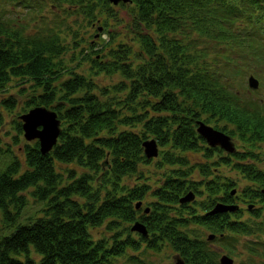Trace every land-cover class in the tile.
<instances>
[{
    "label": "trees",
    "instance_id": "1",
    "mask_svg": "<svg viewBox=\"0 0 264 264\" xmlns=\"http://www.w3.org/2000/svg\"><path fill=\"white\" fill-rule=\"evenodd\" d=\"M45 1L51 10L42 14ZM0 4V92L8 94L0 101V131L3 112H12L17 101L11 91L26 92L23 83L32 86L22 112L46 106L61 121V134L49 153H41L38 140L25 143L27 168L21 171L15 156L0 172V210L9 224H16L10 235L0 237V264H114L128 249H139L141 241L152 251L167 241L188 264H220L221 254L211 243L229 256L244 249L250 257L238 264H254L251 256L264 258V0ZM118 7L127 10L126 17ZM19 8L34 21L52 22L28 31L20 21L24 18L15 14ZM83 21L98 23L107 42L86 40V47L78 30ZM118 74L124 77L118 84L94 81ZM251 74L260 80L258 90L248 87ZM189 118L217 119L216 126L242 148L221 159L232 173H216L209 193H200L208 199L201 209L219 202L239 209L200 216L198 208L189 206L170 215L180 192L199 187L182 178H161L160 204L148 225L138 221L162 232L135 241L128 176L148 162L142 143L151 138L160 147L195 149L180 145L185 135L176 129ZM13 123L23 134L22 121ZM10 145L0 151L12 152ZM162 156L165 162L158 159L159 165L177 160L172 149ZM29 201L42 203L41 215L19 224ZM259 203L261 209L254 206ZM201 225L214 235L212 241ZM101 227L109 235L94 238L93 230ZM137 257L140 261L131 258L133 264H147Z\"/></svg>",
    "mask_w": 264,
    "mask_h": 264
},
{
    "label": "flooded vegetation",
    "instance_id": "2",
    "mask_svg": "<svg viewBox=\"0 0 264 264\" xmlns=\"http://www.w3.org/2000/svg\"><path fill=\"white\" fill-rule=\"evenodd\" d=\"M99 26L100 25L95 22L90 25V27H92V29L96 31V33L91 36L92 39L89 40L91 44L100 41L99 37L95 36L98 32L97 29L99 28ZM208 119L209 118H207V120L189 118L187 120L189 121V123L187 124L179 123L178 125H176V129L180 131L183 135H185L184 142L181 143L178 141L177 142L186 148L195 147V149L183 150L182 148H178V149L171 148V144L167 146L165 145L161 146L160 155H164L169 149H172L176 152L177 155L176 162L166 163V164H162L161 166H158L157 164H155L154 158H147L144 155L145 153L142 143L143 155L146 157V160H148V162L140 163L134 167L133 171L128 176V183H129V192L132 194L131 204H132L133 219H134L132 225L137 222L144 225L148 231V237H145L139 231L131 230L132 234H137L139 236V238H136V236L133 235L135 241L137 239L141 240V238H150V235L152 237V235L154 234L159 235L162 232V230L160 229L150 231V229L147 228L148 221L149 218L151 217L152 211H154V208L158 206V204H160L158 201L157 192L160 193L164 191L162 189V186H164L165 183L164 181L161 180V178L163 179L166 177H170L172 178L173 181H178V182L182 178L187 180V182L192 183V184H188V186L199 187V189H196L195 191H187L186 193L180 192L178 197V203L176 205H171V208H169L171 209L170 215H179L182 213V210L185 207H189V206H195L196 208H198L200 216L208 215L207 213L213 209V207L205 210L201 209L202 204L206 205L208 203L207 197L202 194L209 193L207 190V186L209 185V183H212V180H215L216 173L228 174V172H230L229 165L223 164V162H221V159L228 158L230 154L227 153L224 149H222V147L219 145L216 146L211 145L209 141L206 139V137H204L199 133L200 123H204V125L207 127H210L214 130H218L227 134L225 131H223L222 129L216 126L215 121H217V119L212 118L210 119L211 122L208 121ZM148 139L151 138H147L145 140ZM234 142L236 146H238V143L235 141V139ZM158 158L159 157H157V159ZM154 187H156L155 190H152V188ZM189 192L195 195L194 200L190 202L182 203L180 201L181 198ZM254 206L257 207L258 209H261L260 203ZM261 213L264 214V208L261 209ZM138 219L143 220L147 225L144 222L141 223L140 220L138 221ZM205 227L206 225H201L199 228H201L202 234H206V233L209 234L210 232L206 230ZM143 242L146 243V241H141L140 242L141 246ZM163 246L171 247L170 243L167 241L163 243ZM211 247L214 249L217 248L216 244L213 243H211ZM174 254L176 255V253Z\"/></svg>",
    "mask_w": 264,
    "mask_h": 264
},
{
    "label": "rangeland",
    "instance_id": "3",
    "mask_svg": "<svg viewBox=\"0 0 264 264\" xmlns=\"http://www.w3.org/2000/svg\"><path fill=\"white\" fill-rule=\"evenodd\" d=\"M45 2H47L48 6L45 7L42 14L43 13H50V10H51V8H50L51 3L49 1H45ZM0 7H1V4H0ZM54 10H56V9H54ZM58 11L60 12V16L63 17L62 12L60 10H58ZM15 14L19 19L24 18V20H20V21L27 23V25H25V26H26L28 31H32V30L40 31V30H42L41 28L45 27V25L47 23H50V21L52 22V20H50V21L41 20L39 22H38V20H35L36 21V23H35L34 18H29V16H27L26 11H24L20 8L17 9ZM119 14L123 17H126L127 16V10H125V8H123V7H119ZM49 16H51V14H49ZM78 30H79L80 37L85 40V46L87 47L88 43L86 40H88V42H89V40L92 39L91 36L94 35L96 33V31H94V29H92V27L87 25V23H85L84 21L80 23V27L78 28ZM97 34H100L99 38H100V41L102 40L101 43L107 42V40H108L107 32H105V33L97 32ZM119 39H123V38H119ZM89 63L90 62H88V64ZM86 68H88V67H86ZM95 80L98 82H101L103 84L110 85L112 83L118 84L121 80H124V77L119 76V74L116 76L104 75L101 79L94 78V81ZM15 83L16 82H12L11 86H13ZM245 84L247 85V77H246ZM21 86L23 88H25L27 91L23 92V93H18L17 91H15V92L11 91L14 94H16L15 97L17 98V101L14 104V107L12 108L13 109L12 112H8V111L3 112L4 116H5V124L3 125V127L0 131V139L2 141V144H0V146L2 147V150H3V149L8 148L7 144H11L10 148H11L12 152L6 151V152L2 153V151H0V172L2 170H4L8 164H10V162L14 159L15 156L22 163L21 171H24L27 168V166L25 164L24 145H25V143H31L33 141H27L24 138V133L18 134L17 130L15 129V125L13 122L17 118H19L20 115L27 113L29 110L33 109L34 107L28 109L26 112H22L23 108L26 107L27 94L30 93V91H31L30 88L32 85H31V83H26V84L23 83ZM10 88H17V87H10ZM262 90H263L262 92L264 93V88ZM7 96H8L7 93L0 92V101ZM15 137H17L19 140L18 144L14 143ZM148 140H151V139H148ZM235 141L238 143L237 149L238 150L242 149L241 146L239 145V141H237L236 139H235ZM260 151H261V149H260ZM154 160H155V164H157L158 166H161V165H159L157 158H154ZM228 173L231 175V173H232L231 170ZM29 198H31V197H29ZM41 208H42L41 202H30L29 201L28 205L22 210V212H21V214L17 220V223L24 224V225L32 223L36 217L41 215V212H40ZM15 227H16V224H9L8 221L5 219L2 211L0 210V237L10 235L14 231ZM92 234L95 236L94 238H96V237L101 238L102 236H108L109 232H107L106 228L101 227L99 229L96 228L95 230H93ZM130 234L133 238H134L133 235H135L136 238H139V236L137 234H132V232ZM143 246H144V248H143ZM146 247H147V244L145 242H143L142 246L139 249L130 248L127 250V252L123 256L115 257L113 262H114V264H133L132 263L133 261H131V258L134 257L136 260L138 258L137 256H139L143 260V262H146L147 264H175L174 260H173V257L175 256V254L170 249L169 246H162L158 251H152V250L146 249ZM217 249L219 250V252L221 254L219 256V258H221L223 255H227L226 254L227 250H224L222 247L221 248L217 247ZM239 249H237V251L234 252V255H230V256L227 255V256L231 257L232 259H234L236 264H238V262L241 260V258L245 261V260L249 259V257H250L244 249H240V250ZM31 255L33 256V258H35L37 260H39V258H40V254L36 253L34 251L33 247H31ZM16 257L23 259V255H19ZM253 258H254V264H264V258L263 257H258V256L252 257L251 256V259H253ZM139 261H140V259H139Z\"/></svg>",
    "mask_w": 264,
    "mask_h": 264
},
{
    "label": "water",
    "instance_id": "4",
    "mask_svg": "<svg viewBox=\"0 0 264 264\" xmlns=\"http://www.w3.org/2000/svg\"><path fill=\"white\" fill-rule=\"evenodd\" d=\"M110 3L117 6L121 1L131 2V0H109ZM102 27H99V31H102ZM248 86L251 89H259L260 81L254 75L248 77ZM22 121V128L24 138L27 141L38 140L40 145V151L42 154L49 153L53 147L57 144L58 138L61 134V121L58 118L57 112L47 108L46 106H36L29 110L27 113L19 116ZM199 133L206 137L209 143L213 146L219 145L228 153H234L236 146L232 137L225 133L214 130L210 127L200 123ZM144 153L147 158H156L159 155V149L157 142L154 139L145 140L143 142ZM264 193V190H262ZM235 190H232V194H235ZM195 195L191 192L187 193L181 198V202H190L194 200ZM239 209L238 205H228L223 203H217L208 215H215L220 213L234 212ZM132 231H139L145 237H148V231L144 225L135 223L131 227ZM214 235H209V239H213ZM175 264H188L180 255L173 257ZM220 264H235L234 259L227 255H223L220 258Z\"/></svg>",
    "mask_w": 264,
    "mask_h": 264
},
{
    "label": "bare ground",
    "instance_id": "5",
    "mask_svg": "<svg viewBox=\"0 0 264 264\" xmlns=\"http://www.w3.org/2000/svg\"><path fill=\"white\" fill-rule=\"evenodd\" d=\"M98 32H100V31L98 30ZM99 35L100 34H96L95 36L99 37ZM157 145H158V143H157ZM158 149H159V155H158V157H159L160 156V146L159 145H158ZM158 159H159V161L165 162V156L159 157Z\"/></svg>",
    "mask_w": 264,
    "mask_h": 264
}]
</instances>
